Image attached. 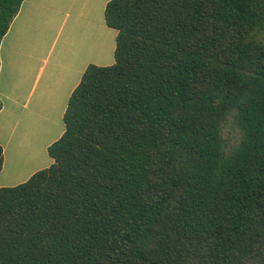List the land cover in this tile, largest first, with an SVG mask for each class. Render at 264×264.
<instances>
[{
	"label": "trees",
	"instance_id": "16d2710c",
	"mask_svg": "<svg viewBox=\"0 0 264 264\" xmlns=\"http://www.w3.org/2000/svg\"><path fill=\"white\" fill-rule=\"evenodd\" d=\"M105 18L116 61L85 70L53 163L0 187V264H264V0Z\"/></svg>",
	"mask_w": 264,
	"mask_h": 264
},
{
	"label": "crops",
	"instance_id": "0c3cea01",
	"mask_svg": "<svg viewBox=\"0 0 264 264\" xmlns=\"http://www.w3.org/2000/svg\"><path fill=\"white\" fill-rule=\"evenodd\" d=\"M109 1L22 2L0 44V187L53 163L48 148L65 131L68 101L85 70L116 61Z\"/></svg>",
	"mask_w": 264,
	"mask_h": 264
},
{
	"label": "rangeland",
	"instance_id": "374dc122",
	"mask_svg": "<svg viewBox=\"0 0 264 264\" xmlns=\"http://www.w3.org/2000/svg\"><path fill=\"white\" fill-rule=\"evenodd\" d=\"M2 182H0V184H1ZM11 183H14V182H11Z\"/></svg>",
	"mask_w": 264,
	"mask_h": 264
}]
</instances>
